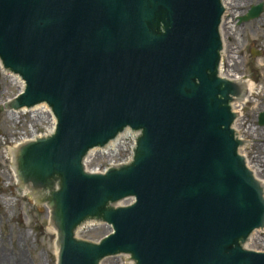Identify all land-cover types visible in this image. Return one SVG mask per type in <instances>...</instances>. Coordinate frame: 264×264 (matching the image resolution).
Wrapping results in <instances>:
<instances>
[{"label":"water","instance_id":"1","mask_svg":"<svg viewBox=\"0 0 264 264\" xmlns=\"http://www.w3.org/2000/svg\"><path fill=\"white\" fill-rule=\"evenodd\" d=\"M224 1L0 0V61L24 81L6 108L46 103L56 119L14 150L20 186L50 211L56 264H264L244 248L264 228V184L233 126L244 85L219 76ZM127 127L132 160L86 172ZM91 220L110 233L77 238Z\"/></svg>","mask_w":264,"mask_h":264},{"label":"rangeland","instance_id":"2","mask_svg":"<svg viewBox=\"0 0 264 264\" xmlns=\"http://www.w3.org/2000/svg\"><path fill=\"white\" fill-rule=\"evenodd\" d=\"M260 2L264 3V0H245L244 3H240L241 6L236 11L243 13L238 16L231 17V14L224 12L223 26H230L232 21L235 25L231 30H226L225 41H228V51H224V67L235 74H248L244 68L246 59L251 60L253 71L264 61V57L259 53L261 48H264V10L257 18L240 20L251 6ZM234 10L232 9L231 13H234ZM248 48H251L250 52ZM18 92L17 80L6 75V71L0 67V262L5 260L6 264H55L56 232L49 221V210L45 204L37 201L36 196L29 195L18 185L11 151L17 143L43 135L52 124L47 115L41 120H35L34 111H8L5 107L6 102ZM237 130L241 135V119ZM95 153L90 164L93 168H102L109 160L103 158L100 152ZM128 153V149L121 150L120 155H115V159L127 156ZM243 154L246 155V151ZM109 232L108 224L89 221V225L80 226V231H77L76 235L81 239L98 241ZM251 236L252 241L248 248L264 251V229H258L257 234ZM101 264L134 262L129 256L123 255L106 258Z\"/></svg>","mask_w":264,"mask_h":264},{"label":"flooded vegetation","instance_id":"3","mask_svg":"<svg viewBox=\"0 0 264 264\" xmlns=\"http://www.w3.org/2000/svg\"><path fill=\"white\" fill-rule=\"evenodd\" d=\"M259 53L260 56L264 57V48H261ZM244 68L249 74H247L248 76L256 79L253 78L258 87L255 95L247 96L242 103L241 132L243 145L246 156L253 165L257 166L258 177L264 181V61L259 64L257 70L253 71L251 60L246 59Z\"/></svg>","mask_w":264,"mask_h":264},{"label":"bare ground","instance_id":"4","mask_svg":"<svg viewBox=\"0 0 264 264\" xmlns=\"http://www.w3.org/2000/svg\"><path fill=\"white\" fill-rule=\"evenodd\" d=\"M244 3L245 2V0H225L224 1V7H225V14H231V17H233V16H238V15H241L243 12H238V11H236L237 10V8H239L240 6H241V4L240 3ZM232 9H235L234 10V13H231V10ZM236 14V15H235ZM231 27H235V25H234V23H233V21H232V24L230 25V26H223V41H225V34H226V30L227 31H229V30H231ZM224 54V53H223ZM0 67H2V64H1V62H0ZM234 75H235V73H233ZM6 75H8V76H10V77H12L13 79H15V80H17L19 83L21 82V81H19L18 79H19V77H17L16 75H13V74H10V73H6ZM247 86H249V84L247 83ZM21 87H22V82H21ZM254 92V90L253 89H251L250 88V93H253ZM241 102H238V111L240 110V106H241ZM46 108L45 106H42V107H39V109H36V110H34V119L36 120V119H39V120H41L42 119V117L43 116H45V109L44 108ZM38 108V107H37ZM54 121V120H53ZM238 126V125H237ZM92 154L94 155L95 154V152L94 151H92ZM88 161V158H86V162ZM254 171L256 172V174L258 173V169H257V166L256 165H254ZM257 176H258V174H257ZM6 264V261L5 260H2L1 262H0V264Z\"/></svg>","mask_w":264,"mask_h":264}]
</instances>
